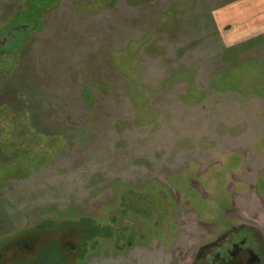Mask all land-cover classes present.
Here are the masks:
<instances>
[{
  "label": "rangeland",
  "instance_id": "rangeland-1",
  "mask_svg": "<svg viewBox=\"0 0 264 264\" xmlns=\"http://www.w3.org/2000/svg\"><path fill=\"white\" fill-rule=\"evenodd\" d=\"M92 220L63 264L264 237V0H0V264Z\"/></svg>",
  "mask_w": 264,
  "mask_h": 264
},
{
  "label": "flooded vegetation",
  "instance_id": "flooded-vegetation-1",
  "mask_svg": "<svg viewBox=\"0 0 264 264\" xmlns=\"http://www.w3.org/2000/svg\"><path fill=\"white\" fill-rule=\"evenodd\" d=\"M194 263L264 264V237L250 226H232L200 245Z\"/></svg>",
  "mask_w": 264,
  "mask_h": 264
},
{
  "label": "trees",
  "instance_id": "trees-1",
  "mask_svg": "<svg viewBox=\"0 0 264 264\" xmlns=\"http://www.w3.org/2000/svg\"><path fill=\"white\" fill-rule=\"evenodd\" d=\"M94 221L86 222L82 221L79 223H63V224H43L46 225L45 228L39 226L33 231V234L30 236L33 238V241H38L39 247L37 251V257L35 260L28 261L22 255L20 258H12L1 264H63L68 259L66 253L71 252L73 249H64V244L60 242L62 235L66 234L69 236L71 234H77L80 237L81 245L84 247L90 238H93L97 233H100L101 230L98 227L93 225ZM64 229L63 231H60ZM50 231H53L57 235L51 236ZM51 236V238H50ZM12 241V240H11ZM56 245L57 247L51 246ZM8 247V246H7ZM84 249V248H83ZM5 250H7L5 248ZM1 258V256H0ZM3 260V259H2Z\"/></svg>",
  "mask_w": 264,
  "mask_h": 264
}]
</instances>
